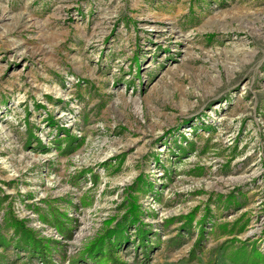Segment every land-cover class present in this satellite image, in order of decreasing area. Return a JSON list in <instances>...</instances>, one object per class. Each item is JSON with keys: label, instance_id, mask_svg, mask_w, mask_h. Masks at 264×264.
<instances>
[{"label": "rangeland", "instance_id": "rangeland-1", "mask_svg": "<svg viewBox=\"0 0 264 264\" xmlns=\"http://www.w3.org/2000/svg\"><path fill=\"white\" fill-rule=\"evenodd\" d=\"M12 216L56 264L264 254V0H0L1 264H43Z\"/></svg>", "mask_w": 264, "mask_h": 264}, {"label": "trees", "instance_id": "trees-1", "mask_svg": "<svg viewBox=\"0 0 264 264\" xmlns=\"http://www.w3.org/2000/svg\"><path fill=\"white\" fill-rule=\"evenodd\" d=\"M130 220L133 223H142L140 217V208L137 202L132 201V205L129 209ZM10 225L14 228L15 234L17 235L18 243L17 246L21 249H25L29 251V253L33 255H39L42 259L43 264H56L51 260L48 254V241L45 238L39 237L36 231L31 227L27 226L26 221L23 219H19L18 217L12 216L10 219ZM57 226L59 230L63 233L67 231L66 222L64 219H58ZM116 227V228H115ZM115 227H108L105 229L104 234L98 235L90 243L85 247L86 249L83 252V256L86 258H92L93 260L98 261H109L111 264L122 263L125 264L124 261L118 259L116 255V247L120 242L121 238L124 236L125 226L122 222L116 224ZM141 235L143 238L146 235V231L144 229H140ZM204 237V233L200 234V239L197 242V247L200 246V242ZM9 242L7 241V237L3 234H0V247L6 246ZM196 249H194L195 253ZM253 252L244 253V259L239 264H261L264 262V254L259 250H252ZM247 253V254H246ZM3 255L0 253V264L2 262ZM100 257V258H99ZM99 258V259H98ZM83 258H79L73 262V264H77L78 261ZM127 264V263H126Z\"/></svg>", "mask_w": 264, "mask_h": 264}]
</instances>
